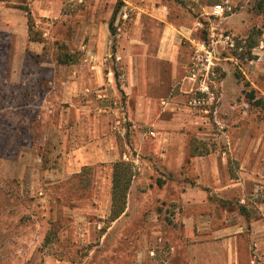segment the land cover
<instances>
[{
	"label": "rangeland",
	"instance_id": "rangeland-1",
	"mask_svg": "<svg viewBox=\"0 0 264 264\" xmlns=\"http://www.w3.org/2000/svg\"><path fill=\"white\" fill-rule=\"evenodd\" d=\"M236 1L233 16L213 20L208 13L217 0H161L172 15L197 16L202 39L217 27L254 45L241 64L221 51L215 67L218 102L210 113L188 108L192 120L202 117L186 136L193 152L230 155L228 147L239 136L247 143L264 141V104L247 95L255 89L264 100V0ZM35 2L45 16L38 15ZM140 8L145 9L127 0H0V264H184L182 254L172 255L171 249L182 242L177 195L201 184L190 163L164 164L153 152L156 136L148 130L155 127H140L143 133L130 118L136 109L123 87L122 65L142 54L139 40L151 50L156 39L153 32H136ZM23 14L31 17L39 44L21 38L22 29L12 25L10 18ZM101 22L108 24V37L92 39L86 27L99 31ZM156 29L149 21L144 30ZM60 54L74 62L60 63ZM91 58L110 67L113 76L109 82L102 70L104 84L87 90ZM252 61L258 62L253 76ZM98 138L112 140L105 161L84 148ZM87 158L91 162L82 165ZM120 160L135 165V176L126 213L110 222L113 166ZM237 163L229 165L234 177L241 172ZM223 206L228 214L241 208L234 197Z\"/></svg>",
	"mask_w": 264,
	"mask_h": 264
},
{
	"label": "crops",
	"instance_id": "crops-1",
	"mask_svg": "<svg viewBox=\"0 0 264 264\" xmlns=\"http://www.w3.org/2000/svg\"><path fill=\"white\" fill-rule=\"evenodd\" d=\"M150 1L154 3L150 4ZM127 2L136 10L145 7L140 8L143 13L136 14V32L142 35L153 32L156 38L154 47L146 50L148 43L139 36L144 47L138 53L142 54L131 65H122L125 78L123 87L136 109L135 113H130V118L135 117L136 127L143 133L147 130L140 127H155L154 130H148L156 136L153 152L162 157L164 164L181 168L190 163L192 176L196 177L197 184L202 185L189 186L177 195L182 205L176 206L174 212L182 216L179 225L182 242L179 246L172 242V255L178 250L184 264H264V192L259 191L264 186V173L259 168L264 167V141L247 143L246 138L242 140L239 136L237 142L229 145L228 150L230 153L232 151L229 155L228 152L220 151L200 153L194 149L193 152L192 145L186 140L188 130H194L195 124L202 120L200 116L192 120L191 108L183 105L192 88V82L186 75L192 45L202 40V21L189 13L184 16L170 14L169 6L161 0ZM34 6L38 15H43L40 3L35 2ZM10 20L15 30L22 29L21 38L27 36L31 43H40L31 38L34 30L30 31V16L23 14ZM149 21L156 23L158 29L144 30ZM101 23L99 31L95 26H87V35L92 39L97 38V35L99 38H107L108 22ZM98 53L94 54V58L101 56ZM257 65V61L249 64L252 76L257 72ZM86 68L92 72L86 82L89 87L87 90L104 84L106 77L101 76L102 70L108 81H112L113 71L110 67L97 65L96 62L92 64L91 58ZM104 68L109 70L107 74ZM109 138H106V142L101 138L94 139L84 148L86 151L88 148L91 152L95 151L97 160L105 161L112 155V140L109 143ZM235 161L241 166L237 177L229 169V165ZM90 162V158H87L82 165ZM244 166L253 168L250 172H244ZM233 197L238 200L241 208L232 209L228 214L223 204Z\"/></svg>",
	"mask_w": 264,
	"mask_h": 264
},
{
	"label": "built area",
	"instance_id": "built-area-1",
	"mask_svg": "<svg viewBox=\"0 0 264 264\" xmlns=\"http://www.w3.org/2000/svg\"><path fill=\"white\" fill-rule=\"evenodd\" d=\"M237 9L236 0H217L210 6L208 14L213 20H223L233 16ZM192 47L191 61L186 75L192 82L187 106L200 112L210 113L218 102L215 67L218 65L221 51L228 54V59L241 64L243 60L248 59L245 56L250 51L248 41L235 33L212 27L209 39L196 41Z\"/></svg>",
	"mask_w": 264,
	"mask_h": 264
},
{
	"label": "trees",
	"instance_id": "trees-1",
	"mask_svg": "<svg viewBox=\"0 0 264 264\" xmlns=\"http://www.w3.org/2000/svg\"><path fill=\"white\" fill-rule=\"evenodd\" d=\"M112 26L113 21L110 22V29H112ZM30 31L33 32V27L30 28ZM32 34L33 35L31 38L33 40H36L35 34ZM248 47L251 49L254 47V45L249 44ZM61 56L62 55L60 54V63L74 62L73 60H70L69 54L64 55L67 58L64 60L63 58H61ZM247 95L250 102H253L257 105L264 104V100L262 98H257V92L255 89H251V91L247 93ZM134 168L135 165L130 161L120 160L114 163L111 193V210L109 217L110 222H114L119 219L127 209L129 189L131 187L132 179L135 176V173L133 171Z\"/></svg>",
	"mask_w": 264,
	"mask_h": 264
}]
</instances>
